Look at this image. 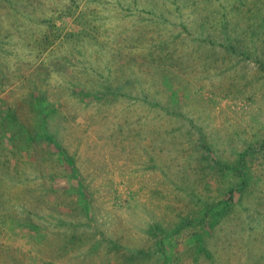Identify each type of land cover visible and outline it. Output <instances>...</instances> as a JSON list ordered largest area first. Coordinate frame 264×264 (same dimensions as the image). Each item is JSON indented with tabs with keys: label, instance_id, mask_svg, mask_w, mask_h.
Here are the masks:
<instances>
[{
	"label": "rangeland",
	"instance_id": "1",
	"mask_svg": "<svg viewBox=\"0 0 264 264\" xmlns=\"http://www.w3.org/2000/svg\"><path fill=\"white\" fill-rule=\"evenodd\" d=\"M0 264H264V0H0Z\"/></svg>",
	"mask_w": 264,
	"mask_h": 264
},
{
	"label": "trees",
	"instance_id": "2",
	"mask_svg": "<svg viewBox=\"0 0 264 264\" xmlns=\"http://www.w3.org/2000/svg\"><path fill=\"white\" fill-rule=\"evenodd\" d=\"M65 162L68 164V165H71L72 166V162L69 160V159H65ZM72 172L73 173H76V170L73 168H71Z\"/></svg>",
	"mask_w": 264,
	"mask_h": 264
}]
</instances>
